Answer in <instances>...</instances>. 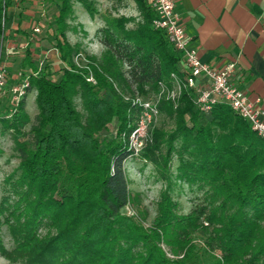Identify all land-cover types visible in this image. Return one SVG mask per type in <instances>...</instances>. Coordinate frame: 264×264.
<instances>
[{
	"label": "trees",
	"instance_id": "trees-1",
	"mask_svg": "<svg viewBox=\"0 0 264 264\" xmlns=\"http://www.w3.org/2000/svg\"><path fill=\"white\" fill-rule=\"evenodd\" d=\"M58 1L54 48L65 64L61 75L53 79L29 50L21 65L23 77L26 67L31 69L27 91H36L31 146L23 131L29 123L25 98L9 116L0 109V125L11 131L19 158L11 192L0 198V227L7 226L14 246L6 250L0 240V255L19 264H264V139L224 103L200 112L191 89L183 91L175 109L168 104L174 129L154 130L152 145L140 155L154 162L158 157L168 171L175 154V178L206 186L208 209L177 215L165 191L150 229L121 211L130 202L123 165L135 157L127 138L141 106L125 101L113 82L137 89L146 100L148 90L156 91L171 73L183 78L185 68L163 32L152 27L147 0H133L141 18L135 28L113 18L95 29L104 50L99 62L92 58L89 69L97 82L90 85L65 38L70 1ZM77 1L93 15L88 0ZM10 5L11 0H0V41ZM76 96L83 113L76 109ZM201 217L213 227L208 244L217 245L220 257L191 242L192 233H203ZM161 239L181 258L168 259Z\"/></svg>",
	"mask_w": 264,
	"mask_h": 264
},
{
	"label": "rangeland",
	"instance_id": "rangeland-1",
	"mask_svg": "<svg viewBox=\"0 0 264 264\" xmlns=\"http://www.w3.org/2000/svg\"><path fill=\"white\" fill-rule=\"evenodd\" d=\"M69 1L71 12L65 17V38L77 52L73 56L74 65L81 72L86 70L85 80L90 79L87 82L95 86L97 81L89 68L94 63L92 58L99 62L104 50L94 35L95 29L103 27L105 21L113 18L126 19V27L133 29L140 23L141 18L133 0H88L94 8L93 15L88 14L77 0ZM57 3H59L58 0H11V5L6 9L7 19L0 45L2 53L7 49L6 69L10 81L8 80L5 95L0 100V109L3 115L9 116L10 114V89L16 86L19 77V79L23 77L21 65L27 50L31 53L32 61L38 67L41 65L48 66L53 79H57L65 68V64L59 60L54 48V18L58 15ZM30 72L31 69L26 67V74L23 78L27 77ZM13 77L17 80L14 83H12L14 80L11 82ZM113 85L117 93L130 104L138 100L149 101L158 110L157 116L145 129L144 136L137 140V143H141V146L138 147L139 156L128 159L123 165L128 181L130 202L121 211L143 228L150 229L158 214V204L165 191L168 192L170 200L175 204L177 215H187L200 207L208 209L210 195L206 186L201 188L197 183H181L175 178V169L178 164L175 154L170 159L168 171L158 157H156L157 161L154 162L140 155L152 145L154 130L168 134L174 129L175 119L170 116L168 104L175 109L184 90H179L170 76L165 79L162 85L157 87L156 91L148 90L144 95L146 100L142 99L135 88L126 89L116 82H113ZM35 94V89H31L27 91L24 97V107L29 117V123L23 131L26 133L25 140L29 146L32 145V135L29 130L35 123L38 113L35 105ZM74 104L76 109L83 113L81 100L78 96L74 98ZM163 152L164 147L162 146L161 153ZM18 163V152L14 145L12 133L10 130H3L0 125V198L4 194H10L11 184L19 174ZM166 176L169 177L170 184L166 182L164 178ZM200 223L203 226V233L198 235L192 233L191 242L203 250L206 255L211 254L220 257L217 245L215 243L208 244V237L214 236L213 227L203 217L200 218ZM261 225L264 226V220ZM0 240L6 250L13 248L14 241L5 224L0 227ZM158 245L168 259L181 258L182 255L172 254L162 239ZM0 264L19 263L11 262L0 255Z\"/></svg>",
	"mask_w": 264,
	"mask_h": 264
},
{
	"label": "crops",
	"instance_id": "crops-1",
	"mask_svg": "<svg viewBox=\"0 0 264 264\" xmlns=\"http://www.w3.org/2000/svg\"><path fill=\"white\" fill-rule=\"evenodd\" d=\"M176 10L199 59L215 70L234 63L232 83L264 110V0H176Z\"/></svg>",
	"mask_w": 264,
	"mask_h": 264
},
{
	"label": "built area",
	"instance_id": "built-area-1",
	"mask_svg": "<svg viewBox=\"0 0 264 264\" xmlns=\"http://www.w3.org/2000/svg\"><path fill=\"white\" fill-rule=\"evenodd\" d=\"M147 3L153 13L152 27L162 31L166 41L181 55L185 75L182 78L175 73L170 74L178 89H191L195 93L194 104L202 113H208L214 105L224 103L245 120L258 137L264 139V110L258 100L251 101L246 93L232 83L235 64L228 63L223 69L215 70L199 59L197 50L191 46L185 34L181 16L176 10V0H147ZM2 54L0 45V100L5 95L9 80ZM19 78L16 86L10 89V114L26 96L29 86L27 77ZM135 103L140 104L141 113L127 138L132 156L138 155L141 143H137V140L144 136L145 129L158 114L156 106L149 101L138 100Z\"/></svg>",
	"mask_w": 264,
	"mask_h": 264
}]
</instances>
